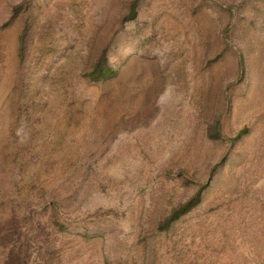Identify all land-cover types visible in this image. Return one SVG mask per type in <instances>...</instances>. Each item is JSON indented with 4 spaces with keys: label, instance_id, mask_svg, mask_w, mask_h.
<instances>
[{
    "label": "rangeland",
    "instance_id": "obj_1",
    "mask_svg": "<svg viewBox=\"0 0 264 264\" xmlns=\"http://www.w3.org/2000/svg\"><path fill=\"white\" fill-rule=\"evenodd\" d=\"M0 264H264V0H0Z\"/></svg>",
    "mask_w": 264,
    "mask_h": 264
},
{
    "label": "trees",
    "instance_id": "obj_2",
    "mask_svg": "<svg viewBox=\"0 0 264 264\" xmlns=\"http://www.w3.org/2000/svg\"><path fill=\"white\" fill-rule=\"evenodd\" d=\"M135 13H136V3H132L130 8V15L133 16ZM20 40H21V52H22L23 44H24V33L21 36ZM116 75H117V71L108 63L107 53L105 50L94 62L90 72L88 73V76L94 81H105L107 79L115 77ZM242 133H245V130H242L237 137H240ZM200 192L201 191L199 190L193 196V198H191L189 201L175 208L171 212L169 217L163 223H161L160 228L161 229L168 228L173 221L177 220L182 214L186 213L187 211H189L190 208L196 205L197 202L199 201ZM109 212L111 213V211Z\"/></svg>",
    "mask_w": 264,
    "mask_h": 264
}]
</instances>
